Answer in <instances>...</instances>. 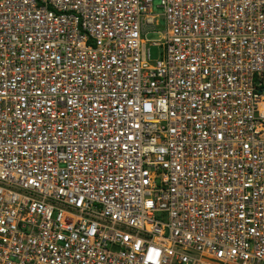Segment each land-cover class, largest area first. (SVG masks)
<instances>
[{
	"label": "built area",
	"instance_id": "2783aa9c",
	"mask_svg": "<svg viewBox=\"0 0 264 264\" xmlns=\"http://www.w3.org/2000/svg\"><path fill=\"white\" fill-rule=\"evenodd\" d=\"M157 7L0 0V264H264V0Z\"/></svg>",
	"mask_w": 264,
	"mask_h": 264
},
{
	"label": "rangeland",
	"instance_id": "374dc122",
	"mask_svg": "<svg viewBox=\"0 0 264 264\" xmlns=\"http://www.w3.org/2000/svg\"><path fill=\"white\" fill-rule=\"evenodd\" d=\"M157 5H159V0H154V9H153V11H154L155 14H160L161 13V9L158 8ZM158 20L160 21V25L162 27L163 18L161 16H159ZM154 37H156V36H154ZM157 56H158V49L152 47L151 48V58L154 60V59L157 58Z\"/></svg>",
	"mask_w": 264,
	"mask_h": 264
}]
</instances>
